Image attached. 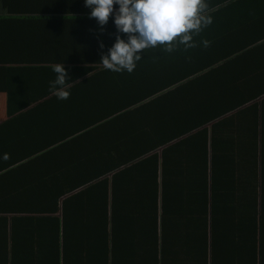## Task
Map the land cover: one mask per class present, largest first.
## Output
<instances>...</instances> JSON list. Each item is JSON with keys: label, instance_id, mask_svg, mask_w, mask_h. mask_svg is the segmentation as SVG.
<instances>
[{"label": "crops", "instance_id": "crops-1", "mask_svg": "<svg viewBox=\"0 0 264 264\" xmlns=\"http://www.w3.org/2000/svg\"><path fill=\"white\" fill-rule=\"evenodd\" d=\"M5 1L12 5L0 12L1 203H15L22 213H30L36 204L46 205L48 196L86 180L121 177L118 174L126 168L132 177H201L196 166L203 165L207 151L208 177H221L225 185L238 182L239 177H260L264 207V97L259 101L260 113L247 109L238 117L235 112L219 119L209 134L213 141L204 143L188 142V136H183L182 127L189 124L188 103H193L187 102L189 93L164 91L171 86L164 82L182 84L203 75L202 81L212 85L208 92L212 111L236 108L237 89L264 56V47L255 59V48L241 45L246 35H252L247 32L251 25L264 24V0H228L225 7L223 0H214L226 14L219 12L194 37L196 47L185 50L180 45L172 53L147 50L132 73L105 70L99 63L101 54L115 43L117 30L110 18L101 32L97 21L89 18L84 0ZM256 2L261 6H255ZM230 54L240 55L238 77H218L214 60ZM57 63H63L70 77L71 95L63 101L49 89L55 79L52 66ZM131 109L134 118L124 120V111ZM255 118H260L258 126ZM103 121L104 128H113L101 134L98 126ZM105 136L119 144L109 146ZM157 143L169 144L157 147ZM146 166L150 168L136 172ZM172 181L176 182L170 188L174 196L189 195L187 180ZM32 189H38L37 193ZM223 195L228 207L231 196ZM23 223L15 227L18 243L24 245L21 240H25L39 249L45 223L34 229ZM237 247L227 250L246 259L247 254Z\"/></svg>", "mask_w": 264, "mask_h": 264}, {"label": "trees", "instance_id": "trees-1", "mask_svg": "<svg viewBox=\"0 0 264 264\" xmlns=\"http://www.w3.org/2000/svg\"><path fill=\"white\" fill-rule=\"evenodd\" d=\"M227 1L223 0L221 5L225 7ZM207 2V14L212 22L219 12L225 13V8L217 9L218 3L214 0ZM255 6L261 3L256 2ZM251 26L247 32L252 35H246L242 39L245 43H240L247 48L254 47L257 59V53L264 47V24ZM239 56L230 54L215 59L213 72L224 79H236ZM256 61L253 76L248 73L243 86L237 89L239 101L233 109L212 111L208 94L212 85L202 81L203 75L182 84L164 82L171 85L164 91L189 93L187 102H193L188 103L189 124L182 127L186 132L183 136H188L185 140L212 142L213 136L209 134L219 119L235 112L238 117L247 109L260 113L259 101L264 97V56ZM123 114L126 121L134 118L132 109ZM255 121L257 125L260 118ZM104 125L105 121L98 126L101 134L113 128H104ZM196 132L199 138L194 135ZM105 137L108 142L110 136ZM116 144L118 140L108 142L109 146ZM167 144L157 143V147ZM203 155V165L196 166L201 177H132L126 168L118 174L121 177L100 182H96L100 177L86 180L76 188L48 196L46 205L36 204L29 209L30 213H22L15 203L0 202V264H264L260 177H239L241 181L225 185L221 177H208L207 151ZM141 168L136 172L150 166ZM163 170L157 169V173ZM153 171L156 173V168ZM175 178L189 182L188 196L172 194L170 188L176 182L170 183V179ZM31 191L35 194L38 189ZM223 194L231 196L232 204L228 207L222 202ZM23 214L28 216L22 217ZM23 221L33 229L45 223V231L39 233V249L25 240H21L24 245L18 243L15 227ZM229 247H237L240 253L247 254L246 259L227 250Z\"/></svg>", "mask_w": 264, "mask_h": 264}, {"label": "clouds", "instance_id": "clouds-1", "mask_svg": "<svg viewBox=\"0 0 264 264\" xmlns=\"http://www.w3.org/2000/svg\"><path fill=\"white\" fill-rule=\"evenodd\" d=\"M84 4L101 32L114 18L115 43L101 54L99 63L105 70L117 73H132L150 49L172 53L180 45L185 50L196 47L194 37L212 24L207 0H84ZM203 44L207 47L209 42L205 40ZM99 46L105 47L103 42ZM52 70L55 79L49 82L50 91L59 100L69 99L70 77L63 63L54 64ZM4 158H8L7 154Z\"/></svg>", "mask_w": 264, "mask_h": 264}, {"label": "rangeland", "instance_id": "rangeland-1", "mask_svg": "<svg viewBox=\"0 0 264 264\" xmlns=\"http://www.w3.org/2000/svg\"><path fill=\"white\" fill-rule=\"evenodd\" d=\"M9 4H10L9 1L7 2L5 0H0V12L6 11L8 9Z\"/></svg>", "mask_w": 264, "mask_h": 264}]
</instances>
